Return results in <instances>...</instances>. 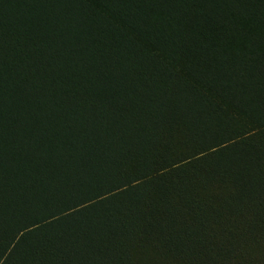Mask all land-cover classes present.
<instances>
[{
	"label": "trees",
	"instance_id": "1",
	"mask_svg": "<svg viewBox=\"0 0 264 264\" xmlns=\"http://www.w3.org/2000/svg\"><path fill=\"white\" fill-rule=\"evenodd\" d=\"M262 242L264 0H0V264Z\"/></svg>",
	"mask_w": 264,
	"mask_h": 264
},
{
	"label": "rangeland",
	"instance_id": "2",
	"mask_svg": "<svg viewBox=\"0 0 264 264\" xmlns=\"http://www.w3.org/2000/svg\"><path fill=\"white\" fill-rule=\"evenodd\" d=\"M248 19L244 20V23H246V25L244 26V30L248 33H254V35L257 34V32L259 30H261V27L256 26L254 23L252 22H247ZM244 25V24H243ZM254 39V38H253ZM231 43V48H235V51H239L241 49L245 50L247 48V43L249 42L247 38L244 39H236V38H231L230 39ZM259 49L255 50V53L258 51ZM261 243V242H260ZM257 250H259L260 252L264 251V242H262L261 245L252 248V251L255 255H258L259 252H257ZM264 254V253H263ZM253 262H255V264H264L262 262H258V261H252L250 262V264H253ZM158 264H163L162 260L158 263ZM173 264H181L179 262L173 263Z\"/></svg>",
	"mask_w": 264,
	"mask_h": 264
}]
</instances>
